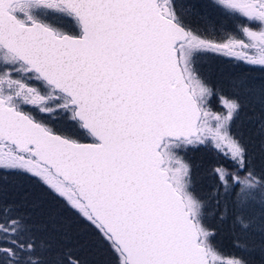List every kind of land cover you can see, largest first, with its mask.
Masks as SVG:
<instances>
[{
  "label": "snow or ice",
  "instance_id": "snow-or-ice-1",
  "mask_svg": "<svg viewBox=\"0 0 264 264\" xmlns=\"http://www.w3.org/2000/svg\"><path fill=\"white\" fill-rule=\"evenodd\" d=\"M219 9L227 24L210 18ZM210 55L237 69L222 86L198 67ZM257 70L264 0H0V264H88L85 230L108 264H264ZM200 148L224 161L203 194L186 158ZM15 176L74 221L12 198Z\"/></svg>",
  "mask_w": 264,
  "mask_h": 264
},
{
  "label": "trees",
  "instance_id": "trees-1",
  "mask_svg": "<svg viewBox=\"0 0 264 264\" xmlns=\"http://www.w3.org/2000/svg\"><path fill=\"white\" fill-rule=\"evenodd\" d=\"M200 2L202 3L201 0ZM210 12H212V14L216 16V14L214 13V10H210ZM218 19L219 18L217 17V20ZM206 63L208 64V62ZM211 66H216L215 68H218L217 75H214V77L212 75V78L214 80V81L212 80V82H215L214 84H216L217 86L223 85L224 81L222 80H224L226 72L230 70H237V69H234L232 66L226 64L223 61V58L221 59L213 58L211 61ZM241 67L244 68L243 66ZM255 72L250 71L247 74L250 77H252L256 74ZM201 73L204 75L206 72L201 71ZM219 83H222V85H220ZM218 103L220 104L219 100L216 98H213L212 107L215 108L214 111L221 112L222 109L219 107ZM252 154H253V164H254L255 170L257 172L264 170V155L260 153L258 143L253 144ZM186 158L193 165V171H194L193 178L196 176V183L198 186H200L199 187L200 193L201 194L206 193L208 191L209 186L213 183L212 179L207 174V170L211 166L212 163H216V162L224 163L223 158L218 157L215 152H212L205 148H200L198 150H190L187 153ZM202 177H205V179H203L205 181H202L201 179ZM200 180L202 181V185L200 183ZM9 182H10V195L12 196V198L19 200L21 199V195H20L21 193H29L33 201L37 203H41V201L46 202L48 203L49 206L55 207L59 211H61L62 214L67 219L74 221L75 218L73 217L71 210L65 209L63 207L62 202H57V200L54 199L53 194H51L47 189H44L40 187L39 185H37L29 177L27 176L9 177ZM29 189L31 190V192ZM26 210L31 211L32 209L28 208ZM209 222L213 226H216L219 228L215 239L222 253H224L225 255L234 253L236 250L232 246V240H231V235H230L228 226L225 225L223 227H220L214 218L211 219ZM81 227H83V225H81ZM83 239L87 242L85 245L84 251H83V256H84V259L88 262V264H108L111 257L108 251L106 250V248L89 242L94 238L91 237V234L87 230H85V232L83 233ZM229 240H231L230 243L227 242Z\"/></svg>",
  "mask_w": 264,
  "mask_h": 264
},
{
  "label": "rangeland",
  "instance_id": "rangeland-1",
  "mask_svg": "<svg viewBox=\"0 0 264 264\" xmlns=\"http://www.w3.org/2000/svg\"><path fill=\"white\" fill-rule=\"evenodd\" d=\"M202 1V3H207L208 2V0H201ZM209 12H210V10H208ZM214 13L216 14V16L220 19H218L217 20V17L216 16H214L213 14H212V12H210V18L211 19H213L217 24H220V23H225V24H227L228 23V21H227V17H226V14H225V11L223 10V9H219V10H214ZM222 14H223V16H222ZM222 16V17H221ZM213 58H218V59H221L220 57H216V56H207V57H205V58H203V59H205V60H201V62H200V64L198 65V67H199V69H200V71H202V72H206L205 74H204V76H206L207 77V79L209 80V82L211 83L212 82V80H213V78H212V75H213V77H214V75H217V69L218 68H215L216 66H211V61H212V59ZM207 60V61H206ZM206 62H208V64L206 63ZM230 66H232V65H230ZM233 67V66H232ZM244 68H246V66H243ZM248 67V66H247ZM231 68V67H230ZM252 72H255V71H252ZM256 74L254 75V76H252V78H255V79H259L261 76H264V73H261L260 71H256L255 72ZM214 81V80H213ZM222 81H224V80H222ZM213 84L215 83V82H212ZM220 85H222V83H219ZM218 105H219V107L222 109V111L224 110L223 109V107H222V105H220L219 103H218ZM211 107H212V101H211ZM212 109H213V111L215 110V108H213L212 107ZM194 172V171H193ZM194 179V181H195V187H196V190L200 193V190H199V187L200 186H198L197 185V183H196V176L193 178ZM202 179V181H205V180H203V179H205V177H202L201 178ZM202 181L200 180V183H201V185H202ZM30 190V189H29ZM30 192H31V190H30ZM41 204L43 205V206H45V207H51V206H49L48 205V203H46V202H42L41 201ZM230 241L231 240H229V241H227V242H229L230 243Z\"/></svg>",
  "mask_w": 264,
  "mask_h": 264
}]
</instances>
